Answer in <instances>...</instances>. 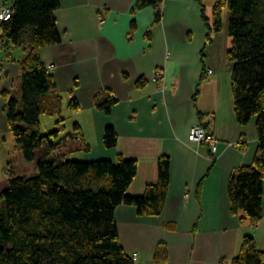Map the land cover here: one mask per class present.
<instances>
[{"label": "crops", "instance_id": "1", "mask_svg": "<svg viewBox=\"0 0 264 264\" xmlns=\"http://www.w3.org/2000/svg\"><path fill=\"white\" fill-rule=\"evenodd\" d=\"M216 1L163 0L156 22V9L135 10L137 0H59L55 17L62 40L40 48L45 65H55L53 91L62 98L53 123L66 113L61 137L70 121L71 130L79 124L90 144L89 151L77 152V160H136L127 193L140 196L159 181V160L170 158L160 215L141 216L124 204L115 211L121 244L137 253L138 264H230L245 235L264 249V180L258 224L231 211L229 182L240 166L253 163L259 136L255 118L242 125L236 117L229 11L224 9L218 31L209 32L203 17L204 8L211 25ZM13 2L0 0V8ZM5 41H0V150L9 164L21 146L10 131L7 106L21 95V61L30 36L26 31L21 45ZM155 70L161 79L153 78ZM107 94L116 99L110 113L97 106ZM74 98L78 110L69 106ZM196 124L219 139L215 156L208 144L190 141ZM108 126L118 134L113 148L104 144ZM13 174L4 167L0 192Z\"/></svg>", "mask_w": 264, "mask_h": 264}, {"label": "trees", "instance_id": "2", "mask_svg": "<svg viewBox=\"0 0 264 264\" xmlns=\"http://www.w3.org/2000/svg\"><path fill=\"white\" fill-rule=\"evenodd\" d=\"M162 2L137 0L134 9L154 7L158 22ZM59 6V0H14L12 17L0 24L2 42L21 45L26 31L30 36L21 61V95L9 100L7 117L25 161L37 162L35 175H12L0 192V264H138L121 244L115 211L124 204L134 206L141 216L160 215L169 189L170 158L159 160L157 183L148 185L142 195L131 196L127 191L138 171L136 160L69 158L89 151L90 144L77 123L61 137L66 131L62 116L55 129L42 133L41 116L60 115L63 109L61 96L53 91L55 80L40 55L41 47L62 40L55 17ZM224 9L230 14L233 38L228 58L234 64L236 117L242 125L255 118L259 136L253 163L237 169L228 193L231 211L258 224L263 218L264 0H217L211 25L203 8L209 32L222 28ZM115 103L108 94L97 100L106 113ZM69 106L79 109L75 98ZM117 142L114 127H106L105 146L113 148ZM230 264H264V249L252 235H245Z\"/></svg>", "mask_w": 264, "mask_h": 264}, {"label": "rangeland", "instance_id": "3", "mask_svg": "<svg viewBox=\"0 0 264 264\" xmlns=\"http://www.w3.org/2000/svg\"><path fill=\"white\" fill-rule=\"evenodd\" d=\"M66 113H63V117H65ZM54 117L43 115L42 116V133H48L49 131L56 128V125L53 123ZM69 123V129L67 131H70L72 128V124L70 121ZM2 151L0 150V173L1 175L4 174V167H7L8 170H13V175H26V176H33L37 173V162H27L23 158V154L21 149L17 151L14 150L12 153L11 158H9L10 163L7 164V161L5 160V155H1ZM79 155L77 153H74L73 155L69 156L71 159H77ZM8 184V180L6 181L5 185ZM262 247V246H261ZM263 249V248H261Z\"/></svg>", "mask_w": 264, "mask_h": 264}, {"label": "built area", "instance_id": "4", "mask_svg": "<svg viewBox=\"0 0 264 264\" xmlns=\"http://www.w3.org/2000/svg\"><path fill=\"white\" fill-rule=\"evenodd\" d=\"M13 15L12 6L8 4H3L0 8V21L9 20ZM55 67L54 64H50L47 66V71L50 73L53 68ZM209 73H213V70H209ZM3 74V70H0V76ZM162 74L158 70L154 71L153 78L155 80L161 79ZM189 139L192 142L198 144H208L210 151L213 154L218 152L219 148V139L215 136L214 133L208 131L205 126L202 124H196L192 127ZM134 259L137 260V253L133 255Z\"/></svg>", "mask_w": 264, "mask_h": 264}]
</instances>
